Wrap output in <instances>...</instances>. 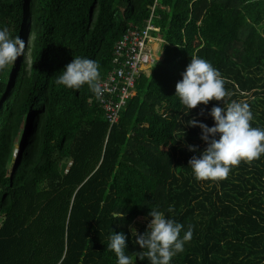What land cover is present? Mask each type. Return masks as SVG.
<instances>
[{"label":"trees","instance_id":"16d2710c","mask_svg":"<svg viewBox=\"0 0 264 264\" xmlns=\"http://www.w3.org/2000/svg\"><path fill=\"white\" fill-rule=\"evenodd\" d=\"M155 1L152 36L163 42L110 128L87 85L56 76L81 56L105 78L115 45ZM0 26L26 42L0 72V264H117L111 229L128 236L133 264H148L130 227L142 218L143 233L150 208L193 227L171 264H264V155L225 180H195L187 166L198 153L184 142L206 144L183 120L213 126L206 113L218 102L187 114L174 96L191 57L204 58L225 80V103L246 102L264 128V0H0Z\"/></svg>","mask_w":264,"mask_h":264},{"label":"clouds","instance_id":"9594fccd","mask_svg":"<svg viewBox=\"0 0 264 264\" xmlns=\"http://www.w3.org/2000/svg\"><path fill=\"white\" fill-rule=\"evenodd\" d=\"M25 47L26 42L20 36H13L6 26H0V72L17 60ZM161 54L162 51L156 63ZM58 73L55 79L57 86L79 90L87 85L97 99H102L105 89L100 83L101 71L96 60L73 57ZM181 75L182 79L175 85L174 96L189 110L187 114L198 105L207 106L213 100L218 102L206 113L212 118L213 126L196 118L183 120L182 125L201 129L200 139L206 144L200 150L198 146L184 142L188 151L198 153L191 157L187 166L194 179L213 182L225 180L242 161L251 163L259 160L264 155V128L252 126L254 115L246 102L225 103L227 92L220 71L206 59L192 56ZM199 115L204 116L205 110L201 109ZM150 209V220L143 233L130 227L131 235L135 237L133 244L140 249L133 254L137 260H147L148 264H171L173 258L184 251L185 243L192 239L193 227L190 225L184 231L182 223L157 208ZM174 210L175 206L169 205L167 213H173ZM125 215L123 210L113 211L111 218L122 225ZM182 231L184 234L181 236ZM127 239L123 231L117 233L111 229L107 249L115 253L117 264H133L132 257L127 254Z\"/></svg>","mask_w":264,"mask_h":264},{"label":"built area","instance_id":"2783aa9c","mask_svg":"<svg viewBox=\"0 0 264 264\" xmlns=\"http://www.w3.org/2000/svg\"><path fill=\"white\" fill-rule=\"evenodd\" d=\"M156 7L155 1L150 18L145 24L140 29L135 27L127 30L115 45L113 69L100 80L105 92L102 99H97L98 106L110 128L118 122L127 100L133 96L137 79L143 69L152 64L156 49L163 42L158 35L152 36L153 32H158L152 23Z\"/></svg>","mask_w":264,"mask_h":264},{"label":"rangeland","instance_id":"374dc122","mask_svg":"<svg viewBox=\"0 0 264 264\" xmlns=\"http://www.w3.org/2000/svg\"><path fill=\"white\" fill-rule=\"evenodd\" d=\"M158 54V53H157ZM143 219L139 218L137 219L133 224H132V228H135L137 230V232L139 231L140 227L143 225Z\"/></svg>","mask_w":264,"mask_h":264}]
</instances>
